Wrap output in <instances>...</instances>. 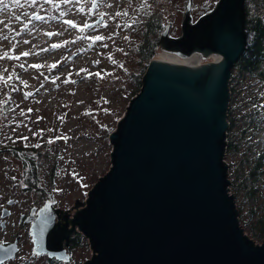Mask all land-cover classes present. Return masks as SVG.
<instances>
[{
    "label": "water",
    "instance_id": "95a60500",
    "mask_svg": "<svg viewBox=\"0 0 264 264\" xmlns=\"http://www.w3.org/2000/svg\"><path fill=\"white\" fill-rule=\"evenodd\" d=\"M246 2L219 0L192 21L189 1L181 35L165 29L163 51L193 62L214 55L222 65L150 60L109 135L111 167L76 202L84 206L73 227L68 213L64 226L54 220L53 204L25 221L34 219L37 253L69 261L60 236L69 245L77 225L94 254L84 264H264V241L256 244L240 224L225 160L230 82L247 46Z\"/></svg>",
    "mask_w": 264,
    "mask_h": 264
},
{
    "label": "rangeland",
    "instance_id": "374dc122",
    "mask_svg": "<svg viewBox=\"0 0 264 264\" xmlns=\"http://www.w3.org/2000/svg\"><path fill=\"white\" fill-rule=\"evenodd\" d=\"M189 1L196 21L219 0H146L143 6L141 0H96L95 5L91 0H5L7 8L0 10V33L7 37L0 39L1 178L13 175L21 184L28 179L33 190L51 191L59 204L86 201L111 167L109 135L149 64L139 50L144 27L149 20H158V45L169 25V35H181ZM34 12L43 19H36ZM250 15L264 21V0L254 1ZM69 20L75 26L67 24ZM247 35L248 42L251 34ZM95 36L104 39H91ZM158 45L153 58L186 63ZM241 83L236 86L234 108L252 101L240 110L246 117L231 127L228 142L233 138L239 148H227L225 160L240 224L250 239L261 244L264 235L256 234L264 225V172L256 180L247 177L249 168L241 169L240 162L249 155L253 164L264 152V107H257L264 105V80L252 77L247 87ZM243 184L255 194L245 195ZM91 255L89 245L81 246L75 252L76 264Z\"/></svg>",
    "mask_w": 264,
    "mask_h": 264
},
{
    "label": "flooded vegetation",
    "instance_id": "af4514ba",
    "mask_svg": "<svg viewBox=\"0 0 264 264\" xmlns=\"http://www.w3.org/2000/svg\"><path fill=\"white\" fill-rule=\"evenodd\" d=\"M260 2V0H257ZM247 4V3H246ZM247 10V8H246ZM247 10V19H248ZM13 175H6L1 178L0 174V261L3 264H76L75 252L78 248L84 245H89L88 238L79 230L76 225L75 231L70 235V244L68 239L60 236V241L66 254L69 255V261L57 258V255L50 256L49 252L37 253L40 245L35 247V230L32 229L35 225L34 219L25 222L32 215L35 219L40 217V211H49L53 207L59 210V213L53 211L54 220L60 222L61 226L65 225L67 218L65 213L72 216L68 228L73 227V220L75 219L79 210L84 206L76 207L70 204H59L51 191H36L29 184L28 179L21 184L20 179H13ZM35 191V193L33 192ZM85 202V201H84ZM25 222V223H24ZM59 224H57V229ZM93 252L90 258L82 260L78 264L93 257Z\"/></svg>",
    "mask_w": 264,
    "mask_h": 264
},
{
    "label": "trees",
    "instance_id": "16d2710c",
    "mask_svg": "<svg viewBox=\"0 0 264 264\" xmlns=\"http://www.w3.org/2000/svg\"><path fill=\"white\" fill-rule=\"evenodd\" d=\"M255 0H247L246 8L249 11ZM147 26L144 27L145 33H144V41L140 44V52L143 58H146L149 62L153 58L155 54V48L158 45L157 36L156 34L159 31L158 20L155 21V19H151L147 22ZM247 32L251 34L245 51L239 58V60L236 62L233 72H232V83L230 86L231 89V100H230V108H229V116L228 119L230 121V127L228 129L227 134V140L229 139V134L232 132L231 127H234L237 122V119H243L246 116L241 114V109L246 105L247 102H251L252 99L246 101V103L239 107L237 110V104H236V110L234 111V103L236 101V97L238 96L239 89H237V84L239 82H242V87H247V84L251 80L252 77H258L261 80H264V21L259 18L250 15L247 19V25H246ZM157 54V53H156ZM155 54V55H156ZM177 60L182 61L179 57ZM156 59V58H155ZM212 61V60H211ZM208 61H206L207 63ZM210 62V61H209ZM184 64V63H183ZM245 77V81H243ZM142 85V82L139 83V87L136 90V92L133 94V96L140 90ZM227 148L229 150L237 151L239 148V145L234 142V139L232 138L227 143ZM249 155H245L242 157V162H240L241 169H245L244 167L249 168L247 177H255V180L258 179L261 174L264 172L262 170V165L264 164V152H260L259 155L255 158V162L252 164L250 162L251 158L248 157ZM256 188V186H255ZM242 189L245 190L246 193L255 194L254 189H250V187H247L246 184H243ZM254 197V196H253ZM264 235V225H262V228L259 233L256 235Z\"/></svg>",
    "mask_w": 264,
    "mask_h": 264
},
{
    "label": "snow or ice",
    "instance_id": "6c2138e0",
    "mask_svg": "<svg viewBox=\"0 0 264 264\" xmlns=\"http://www.w3.org/2000/svg\"><path fill=\"white\" fill-rule=\"evenodd\" d=\"M33 2H35V0H33ZM48 2H49V3H52V2H54V0H48ZM61 2H63V3H68L69 0H61ZM91 2H92L93 5L96 4V0H91ZM130 2H131V0H130ZM141 3H142V6H143V4L146 3V0H141ZM6 8H7V5L5 4V0H0V10H6ZM80 11H84V9H80ZM123 14H124V15H127V11H125ZM33 15H34V16L36 17V19H38V20L43 19L42 16L36 14L35 12L33 13ZM116 15L119 16V15H121V13H120V12H117ZM17 18H18V17H17ZM0 23H2V21H0ZM66 23L69 24V25L75 26V25H74V22L71 21V20L66 21ZM90 26H91V25L84 24V27H90ZM105 26H107V25H105ZM127 26H128V27H131V25H127ZM49 35H51V33H49ZM113 35H115V33H114ZM0 39H7V37L3 36L2 33H0ZM91 39H93V40H100V39H104V37L95 36V37H91ZM125 39H128V38L125 37ZM25 43H27V41H25ZM56 46H57V45H53V47H56ZM105 46H106V45H105ZM121 51H122V50H121ZM21 55L27 56V55H29V52H23V53H21ZM0 58H3V57H0ZM16 58H18V57H16ZM95 63H98V61H96ZM21 67H23V65H21ZM33 67H39V65H33ZM81 71H85V70L82 69ZM257 107H264V105H259V106H257ZM28 111H31V109H28ZM33 135H35V133H33ZM22 139H23V140H27L28 137H23ZM48 142L51 143L52 140L50 139ZM35 147H40V145H39V144H36ZM5 159L7 160V157H5ZM13 179H15V177H13ZM0 247H2V245H0ZM0 264H3V262L0 261Z\"/></svg>",
    "mask_w": 264,
    "mask_h": 264
},
{
    "label": "bare ground",
    "instance_id": "6f19581e",
    "mask_svg": "<svg viewBox=\"0 0 264 264\" xmlns=\"http://www.w3.org/2000/svg\"><path fill=\"white\" fill-rule=\"evenodd\" d=\"M165 52L170 53V54H174V53H171V52H168V51H165ZM174 55H176V54H174ZM176 56H177V55H176ZM177 57H179V56H177ZM212 57H214L215 59L212 60V61H210V62H207V64H206V63H201V64H204V65L206 64V66H208V67H219V66L222 65L224 59L217 58V57H215L214 55H212ZM179 58L186 62V63H184V64L182 63L183 65H194V66H200V62H199V61H201L202 59H207V58H205L204 56H202L198 61L193 62V61H189V60H187V59H185V58H181V57H179ZM209 58H210V57H209ZM157 60H160V59H157ZM161 61H162V60H161ZM176 64H177V63H176ZM179 64H180V63H179Z\"/></svg>",
    "mask_w": 264,
    "mask_h": 264
}]
</instances>
